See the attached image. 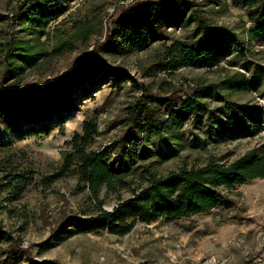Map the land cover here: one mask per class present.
Returning <instances> with one entry per match:
<instances>
[{"label": "rangeland", "instance_id": "1", "mask_svg": "<svg viewBox=\"0 0 264 264\" xmlns=\"http://www.w3.org/2000/svg\"><path fill=\"white\" fill-rule=\"evenodd\" d=\"M147 1L160 0H0V86H43L107 39L102 61L124 72L110 78L95 65L73 85L72 108L47 136L0 114V225L13 239L0 244V264H264V178L216 187V207L137 222L123 236L72 224L95 205L73 168L54 177L74 134L95 128L87 150L124 174L100 191L107 210L151 176L264 156V31L242 0H164L163 12L124 24L126 11ZM20 41L42 53L35 64L7 56L9 43ZM172 44L199 54L197 66L166 70ZM181 53L173 56L180 62ZM200 90L205 113L180 127L162 124L166 103Z\"/></svg>", "mask_w": 264, "mask_h": 264}, {"label": "trees", "instance_id": "2", "mask_svg": "<svg viewBox=\"0 0 264 264\" xmlns=\"http://www.w3.org/2000/svg\"><path fill=\"white\" fill-rule=\"evenodd\" d=\"M166 5L164 0L135 3L126 11L124 24L130 25L137 15L163 12ZM242 6L246 9L248 19L256 25L257 31H264V0H242ZM147 38L139 45L145 46ZM106 46L108 39L95 44L90 51L81 54L72 67L64 69L44 86L28 85L21 91L11 86H0V114L11 117L14 121L24 119L28 123L29 132L41 136L49 135L51 124L61 122L73 106V85L91 76L95 65L110 78L124 76L123 71L102 61L98 50ZM6 50L7 56L16 55L28 66L35 64L42 55L40 51H31L26 42L22 41L9 43ZM179 50L183 51L180 55L181 62L173 57ZM168 54L172 56V63L167 65L166 70H176L180 66H197L199 62V54L180 49L176 44L168 48ZM9 64H6L4 74L9 70ZM204 92L200 90V93L196 94L194 91L192 95L181 98L179 104L174 107L173 104L166 103L169 112L162 124L180 127L191 117L205 113L206 106L199 99ZM140 109L139 105L130 108L131 121L135 120ZM146 126L148 129L152 128L150 123ZM95 132L96 129L93 128L89 132L73 135V151L61 152L62 167L54 175L57 178L64 171L73 168L78 183L85 184L91 199L95 201L89 217L72 223L79 232L106 230L111 234L123 236L129 233L137 222L150 224L159 217L177 219L195 215L217 206L218 197L214 188L224 186L226 189H233L236 184H243L247 180L264 178V156H242L228 165L209 162L162 177L151 176L146 185L138 187L130 197L107 210L99 202L100 191L103 187L114 188L118 182H122L124 174L113 173L108 169L104 153L87 150L92 142V133ZM12 241V237L0 225V244Z\"/></svg>", "mask_w": 264, "mask_h": 264}, {"label": "water", "instance_id": "3", "mask_svg": "<svg viewBox=\"0 0 264 264\" xmlns=\"http://www.w3.org/2000/svg\"><path fill=\"white\" fill-rule=\"evenodd\" d=\"M45 84H46V83H45ZM45 84H43V86H44Z\"/></svg>", "mask_w": 264, "mask_h": 264}]
</instances>
